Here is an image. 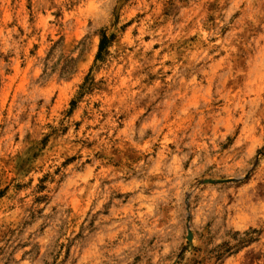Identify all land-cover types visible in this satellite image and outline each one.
Listing matches in <instances>:
<instances>
[{
  "label": "rangeland",
  "instance_id": "1",
  "mask_svg": "<svg viewBox=\"0 0 264 264\" xmlns=\"http://www.w3.org/2000/svg\"><path fill=\"white\" fill-rule=\"evenodd\" d=\"M0 264H264V0H0Z\"/></svg>",
  "mask_w": 264,
  "mask_h": 264
},
{
  "label": "trees",
  "instance_id": "2",
  "mask_svg": "<svg viewBox=\"0 0 264 264\" xmlns=\"http://www.w3.org/2000/svg\"><path fill=\"white\" fill-rule=\"evenodd\" d=\"M106 40H107V36L102 34V36L100 38V42H99L98 55L101 53L102 49L105 47Z\"/></svg>",
  "mask_w": 264,
  "mask_h": 264
}]
</instances>
